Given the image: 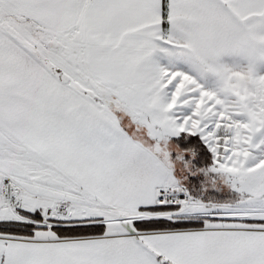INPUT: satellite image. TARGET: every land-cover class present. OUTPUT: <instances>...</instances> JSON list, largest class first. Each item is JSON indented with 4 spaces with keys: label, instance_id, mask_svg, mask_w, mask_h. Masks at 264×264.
Here are the masks:
<instances>
[{
    "label": "snow or ice",
    "instance_id": "6c2138e0",
    "mask_svg": "<svg viewBox=\"0 0 264 264\" xmlns=\"http://www.w3.org/2000/svg\"><path fill=\"white\" fill-rule=\"evenodd\" d=\"M0 264H264V0H0Z\"/></svg>",
    "mask_w": 264,
    "mask_h": 264
},
{
    "label": "trees",
    "instance_id": "16d2710c",
    "mask_svg": "<svg viewBox=\"0 0 264 264\" xmlns=\"http://www.w3.org/2000/svg\"><path fill=\"white\" fill-rule=\"evenodd\" d=\"M183 135V134H182Z\"/></svg>",
    "mask_w": 264,
    "mask_h": 264
}]
</instances>
